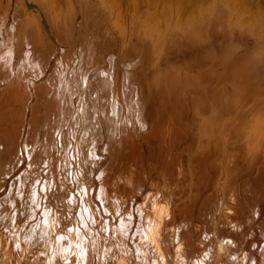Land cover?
Instances as JSON below:
<instances>
[{
    "label": "bare ground",
    "instance_id": "6f19581e",
    "mask_svg": "<svg viewBox=\"0 0 264 264\" xmlns=\"http://www.w3.org/2000/svg\"><path fill=\"white\" fill-rule=\"evenodd\" d=\"M123 1L124 7L122 0H0V32L6 27L0 40V193L11 180L0 198V264H77L80 252L85 255L92 251L93 256L95 250L99 256L96 264L104 261L101 248L96 249L75 230L76 215L81 220L97 219L87 208L92 198L87 195L84 209L77 214L68 205L61 209L60 204L65 192L91 179V172L98 168L97 152L88 151V156L81 153L83 159L72 176L67 168V177L63 171L58 174L44 148L31 154L23 152L22 157L31 156V169L24 173L22 187L18 186L22 177L13 178L19 166L6 165L4 160L1 143L10 139L19 124L24 132L21 121L33 109L31 90L36 91L37 86L47 96L53 92L49 109L61 86L66 92L70 80L76 85L79 80L81 89L84 84L86 89H103L102 102L109 114L114 113L118 102L121 121L126 119L128 101L145 126L166 118L159 133L166 154L178 163L175 179L182 183L185 177L186 185L202 187H197L195 200L212 186L209 199L206 196L203 201L220 199L221 206L210 212L215 220L239 207L247 216L245 206L259 197L264 200V161L256 160L260 152L264 153V0ZM57 45L64 48L48 72ZM122 73L127 80L124 101L119 90ZM100 76L110 82L107 87L101 86ZM160 77L168 79L167 84H158ZM170 78L177 95L168 111L165 108V112L155 113L152 109L172 94ZM190 107L194 121L202 120L199 124L193 121L191 134L186 132L191 136L187 137L183 117ZM43 110L38 121H32L36 124L27 127L25 136L32 132L30 146L46 138H39L37 129L47 130L54 123L53 115ZM209 115L215 120L210 121ZM125 135L130 136L128 132ZM124 138L127 154L139 156L136 163L131 158L125 160L122 209L132 216L141 202H149L148 192L144 193L141 185L145 183L141 168L152 145L142 133ZM243 139L249 157H242L237 150ZM242 160L247 165H240ZM243 168L250 171L249 177L244 176ZM135 170L141 185L138 192ZM186 170L190 173L185 175ZM18 188H25V193H18ZM101 194L104 197L106 192ZM141 195L143 201L136 207L134 203ZM18 202L21 207L16 209ZM250 211L259 217L260 204ZM6 217L13 224L17 221L19 232L4 230ZM160 217L155 215L154 222ZM244 225L242 220L231 228L239 232ZM167 226L176 228L177 224L167 222ZM66 232L74 234L73 244L65 243ZM157 233L148 238L146 250L148 246L168 247L162 245ZM185 241L194 246L190 237Z\"/></svg>",
    "mask_w": 264,
    "mask_h": 264
},
{
    "label": "rangeland",
    "instance_id": "374dc122",
    "mask_svg": "<svg viewBox=\"0 0 264 264\" xmlns=\"http://www.w3.org/2000/svg\"><path fill=\"white\" fill-rule=\"evenodd\" d=\"M79 18L77 21H79ZM5 31L6 27H2L0 40L3 39ZM63 48L61 45L57 47L48 72L54 67ZM122 76L119 90L124 101L127 80L125 73H122ZM133 78L136 81L138 80L137 75ZM99 79L102 80L100 83L104 88L110 84L104 77L100 76ZM160 80L162 81L158 84H167L168 79L160 77ZM169 80L171 82L173 78ZM77 82L76 85L70 80L66 92L64 86L60 87L59 95H56L53 99L51 109L48 108V102L49 99H52L51 94L53 92H50L47 96L39 86H37L36 91L31 90V108L33 109H31L32 111L29 110L25 120L22 119V123L20 122L24 125V132L22 133L19 124L18 127L12 130L9 135L10 139L1 143L6 165L19 166L13 174L14 179L22 177L20 180L17 179L19 187L25 184L24 173L31 169V161L29 162L31 156H28V159L22 157L23 152L31 154L41 147L44 148L43 151L47 157L54 160L53 165L58 174L63 171V174L67 177V168L71 169L70 175L72 176L77 164L80 163L81 158L83 159L81 153L84 152L85 156H88V151L95 150L97 152L98 168L96 169L95 166V170L91 172V179L88 178L86 184H77L74 189L68 190V193L65 192L64 196L62 195L63 197L60 198V204L61 209L68 205V208L73 209L77 214L80 208L84 209L83 202L87 201V195L92 198V205L87 208L95 213L97 219L91 221L84 217L81 220L76 215L77 221L74 220L75 230L79 237L87 240V242L90 241L96 249L101 248L104 255L103 264H264V232L262 230L264 225V200L262 202L259 197L248 205L256 210L260 204L261 212L257 218L252 216L250 208L245 206L247 216L243 215L242 209L239 207L237 211L227 212L215 220L210 212L221 206L220 199L216 197L217 200H210L208 203L203 201L206 196L209 199L208 195L212 191V186L205 188L202 197L195 200L193 195H195L197 187L199 190L202 187L197 184L196 188L193 189L192 186L186 185L184 183L185 177L182 179V183H178L175 179L178 163L172 155L166 154L163 136L159 133L164 123H167L166 118L162 117L155 125L145 126V121L135 115V108L129 105L128 101L126 119L121 121V108L117 99V107L114 113L109 114L108 106L105 102H102L103 89L101 87L86 89L85 84L81 89L79 88L80 81ZM171 84L172 94L167 98H163V101L152 109L155 113L165 112V108L168 111L172 106L177 94L174 93V83L171 82ZM43 109L48 115H53L54 123H51L50 128L47 130L37 129L35 134L39 138L44 136L46 138L42 142L39 139L37 144L30 146L28 141L32 137V132L25 136L27 127L36 124L32 121L36 119L38 121V115L44 114ZM187 110L188 113L183 117V133L189 137L191 136L189 129L193 124L194 117L192 107ZM29 112L33 115L29 116ZM214 118L215 116L212 115L209 119L214 121ZM200 120L194 122L199 124L201 123ZM223 127L228 128V124H224ZM125 132H128L130 136H126ZM140 133L144 134L152 145V149L145 153V164L141 168L145 172V175L143 174L145 183L141 185L142 189H145L144 193L148 192L149 202L145 204L142 195L138 196L134 205L143 202L140 203V208L138 207L134 210L133 215L129 216L125 208L122 209L124 180L127 174L125 173V160L131 158L136 163L139 156L138 153L127 154L124 149L126 144L124 136L129 138ZM98 139H101L100 143ZM244 141L245 139H243L241 147L237 150L242 153V157H249V148ZM20 148L23 149L22 152ZM101 151L102 153H100ZM261 153L256 159L260 163L264 161V153ZM78 158L79 162L77 163ZM86 160L87 158H85V164ZM244 161L242 160L239 164L242 166L247 165ZM187 172L190 173L186 170L185 175ZM242 173L247 177L250 171L243 168ZM134 179L135 191L138 192L140 189L138 181L140 182V180L136 170ZM9 183L11 184V180H9ZM8 188L5 190L6 192ZM4 192L1 191L0 198L3 197ZM17 192L23 194L25 188H18ZM105 192L106 195L101 197V193ZM119 197L121 198L118 200ZM20 203H16L18 207L16 209L21 207ZM12 215H14V212H11ZM155 215L161 216L160 220L154 222ZM9 220L11 223V219L6 217V221L9 222ZM242 220L245 223L243 230L238 232L231 228L233 223ZM6 221L5 223H8ZM167 222H169V225L173 222V224H177V227L167 228ZM5 223L3 224L4 230L19 232V229H16L17 221L14 224L8 223L9 225ZM125 226L128 229H125ZM10 228H15V230ZM153 232H158L159 241L162 245L165 244L168 247L148 246L146 250V245L149 243L148 238ZM66 234L68 235L65 243L73 244L74 234L72 232H66ZM166 234L168 239L165 238ZM188 236L194 243L193 247L185 241L189 238ZM90 252L85 255L80 252L77 264H96L99 256H96V250L93 252V256L92 251ZM242 254L248 257L245 258ZM223 256H225L224 260H222ZM65 264H68V262ZM69 264L72 263L69 262Z\"/></svg>",
    "mask_w": 264,
    "mask_h": 264
},
{
    "label": "water",
    "instance_id": "95a60500",
    "mask_svg": "<svg viewBox=\"0 0 264 264\" xmlns=\"http://www.w3.org/2000/svg\"><path fill=\"white\" fill-rule=\"evenodd\" d=\"M124 5H125V2L122 0V7H124Z\"/></svg>",
    "mask_w": 264,
    "mask_h": 264
}]
</instances>
